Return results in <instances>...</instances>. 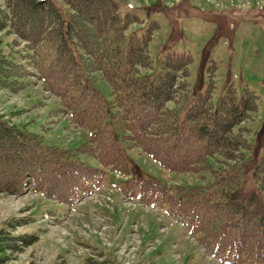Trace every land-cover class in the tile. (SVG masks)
Returning <instances> with one entry per match:
<instances>
[{
  "label": "trees",
  "instance_id": "trees-1",
  "mask_svg": "<svg viewBox=\"0 0 264 264\" xmlns=\"http://www.w3.org/2000/svg\"><path fill=\"white\" fill-rule=\"evenodd\" d=\"M60 1L65 7L54 0H0V31L17 35L10 43L0 38V89L19 91L35 75L88 138L74 149L48 145L29 124L0 113V192L33 188L71 203L100 185L106 170L128 174L108 127L113 117L128 148L167 170L212 175L208 185L178 186L177 196L150 181L145 189L158 191L204 249L264 264V155L252 171L244 167L250 144L242 125L257 111L258 95L247 88L240 98L229 87L216 108L213 83L198 92L190 86V54L167 51L160 69L146 72L153 69L157 22L130 34L141 19L122 13L115 0ZM99 77L111 87L109 102L95 86Z\"/></svg>",
  "mask_w": 264,
  "mask_h": 264
},
{
  "label": "rangeland",
  "instance_id": "rangeland-1",
  "mask_svg": "<svg viewBox=\"0 0 264 264\" xmlns=\"http://www.w3.org/2000/svg\"><path fill=\"white\" fill-rule=\"evenodd\" d=\"M115 1L122 13L141 19L129 27L130 34L159 25L150 43L153 69L146 72H157L167 51L187 53L193 58L191 88L205 91L213 83L216 108L229 87L240 98L247 88L258 95L257 111L242 124L250 144L244 167L252 171L264 155V0ZM14 37L0 31L4 43ZM14 47L21 50V45ZM30 79L32 84L19 91L0 89V113L29 124L48 145L81 146L89 133L73 128L59 110L60 100L35 75ZM95 86L109 102L110 85L99 77ZM108 127L122 146L129 173L107 170L99 187L71 203L33 188L21 194L0 192V264H259L238 262L231 252L207 251L197 235L187 234L184 220L171 213L158 191L145 190L150 181L177 196L178 186L208 185L210 173L167 170L140 149L128 148L113 117ZM87 161L101 167L94 158ZM143 190L149 191L144 197Z\"/></svg>",
  "mask_w": 264,
  "mask_h": 264
}]
</instances>
